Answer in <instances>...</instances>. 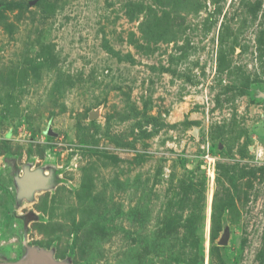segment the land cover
I'll list each match as a JSON object with an SVG mask.
<instances>
[{"label":"rangeland","instance_id":"1","mask_svg":"<svg viewBox=\"0 0 264 264\" xmlns=\"http://www.w3.org/2000/svg\"><path fill=\"white\" fill-rule=\"evenodd\" d=\"M41 261L264 264V0H0V264Z\"/></svg>","mask_w":264,"mask_h":264},{"label":"water","instance_id":"2","mask_svg":"<svg viewBox=\"0 0 264 264\" xmlns=\"http://www.w3.org/2000/svg\"><path fill=\"white\" fill-rule=\"evenodd\" d=\"M33 189H34V188H33ZM222 243H223V242H222ZM41 262H42V261H41ZM42 263L47 264V262H44V261H43Z\"/></svg>","mask_w":264,"mask_h":264},{"label":"bare ground","instance_id":"3","mask_svg":"<svg viewBox=\"0 0 264 264\" xmlns=\"http://www.w3.org/2000/svg\"><path fill=\"white\" fill-rule=\"evenodd\" d=\"M20 181H22V180H20Z\"/></svg>","mask_w":264,"mask_h":264}]
</instances>
